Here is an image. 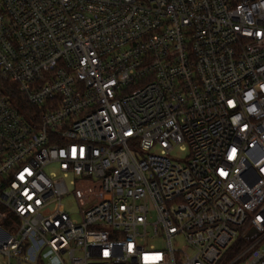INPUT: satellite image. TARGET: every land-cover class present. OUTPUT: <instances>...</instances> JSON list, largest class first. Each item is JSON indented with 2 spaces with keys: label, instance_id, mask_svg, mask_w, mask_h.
I'll return each instance as SVG.
<instances>
[{
  "label": "built area",
  "instance_id": "1",
  "mask_svg": "<svg viewBox=\"0 0 264 264\" xmlns=\"http://www.w3.org/2000/svg\"><path fill=\"white\" fill-rule=\"evenodd\" d=\"M69 178L98 189L79 221ZM262 245L264 0H0V264H264Z\"/></svg>",
  "mask_w": 264,
  "mask_h": 264
},
{
  "label": "rangeland",
  "instance_id": "2",
  "mask_svg": "<svg viewBox=\"0 0 264 264\" xmlns=\"http://www.w3.org/2000/svg\"><path fill=\"white\" fill-rule=\"evenodd\" d=\"M185 155H186V153L184 151L179 150L178 148L174 149L171 152V157L173 159H183L185 157ZM54 169L55 168L53 166L46 168L45 173L51 172ZM70 181H73V178H69V180H67L68 194L62 197L61 204L64 207L65 213L72 220L79 221L80 220V213L88 210L90 207H92L98 201V196H96L98 189L93 187L92 189L87 191V195H85V196L79 195L78 196L75 194V187L72 186V184H70ZM87 184L91 185V182L89 181ZM3 227L5 229L9 230V226L6 222L3 224ZM9 232L12 233L11 230H9ZM175 243H177L176 246L178 248L182 249L184 247V244L182 243V241L180 239H177ZM242 244H243V248H244L246 246V242L242 241L241 245ZM159 246L162 247V244H160ZM238 247H232L230 249L228 259H231L232 257H234L236 255V253L238 252L237 251ZM262 249L264 250V245H262ZM50 255L51 254L49 251L43 252L42 264H60L56 260H50L49 259Z\"/></svg>",
  "mask_w": 264,
  "mask_h": 264
},
{
  "label": "water",
  "instance_id": "3",
  "mask_svg": "<svg viewBox=\"0 0 264 264\" xmlns=\"http://www.w3.org/2000/svg\"><path fill=\"white\" fill-rule=\"evenodd\" d=\"M253 233H254V230L253 229H251L250 231H249V236H252L253 235Z\"/></svg>",
  "mask_w": 264,
  "mask_h": 264
},
{
  "label": "snow or ice",
  "instance_id": "4",
  "mask_svg": "<svg viewBox=\"0 0 264 264\" xmlns=\"http://www.w3.org/2000/svg\"><path fill=\"white\" fill-rule=\"evenodd\" d=\"M73 154H75V149H73ZM233 154H235V149H233Z\"/></svg>",
  "mask_w": 264,
  "mask_h": 264
},
{
  "label": "trees",
  "instance_id": "5",
  "mask_svg": "<svg viewBox=\"0 0 264 264\" xmlns=\"http://www.w3.org/2000/svg\"><path fill=\"white\" fill-rule=\"evenodd\" d=\"M238 250L237 251H239L240 249L239 248H237Z\"/></svg>",
  "mask_w": 264,
  "mask_h": 264
}]
</instances>
